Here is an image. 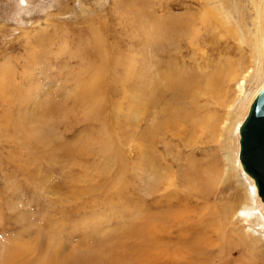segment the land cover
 I'll use <instances>...</instances> for the list:
<instances>
[{
	"label": "rangeland",
	"instance_id": "obj_1",
	"mask_svg": "<svg viewBox=\"0 0 264 264\" xmlns=\"http://www.w3.org/2000/svg\"><path fill=\"white\" fill-rule=\"evenodd\" d=\"M252 1L223 0L243 44L199 23V0H0V245L37 237L66 264L155 251L169 264L183 252L184 264H264L250 241L264 235L260 204L263 219L221 223L242 178L232 127L264 70ZM92 83L103 94L91 101Z\"/></svg>",
	"mask_w": 264,
	"mask_h": 264
},
{
	"label": "bare ground",
	"instance_id": "obj_2",
	"mask_svg": "<svg viewBox=\"0 0 264 264\" xmlns=\"http://www.w3.org/2000/svg\"><path fill=\"white\" fill-rule=\"evenodd\" d=\"M103 1V0H102ZM128 1V0H127ZM138 1V0H137ZM200 1V5H201V8H200V16H199V23L201 22L202 24H208L210 23V27H214V26H218L220 24V27L224 26L225 24L230 26L232 29H234V36L236 34H238L239 36L237 37V40L238 42H241V43H248L247 41V38L242 36V31L240 30V26L239 25H236V22L235 20L233 19V16L231 15L230 13V10L228 11L227 7L223 5V0H199ZM130 2V1H129ZM253 9L255 11V14H256V21H255V34L254 32L253 33H249V36H252L253 37V40L250 41L251 45H252V49L255 50V52H257V56L260 57V58H263L264 59V0H253ZM121 3V2H120ZM126 4V1L125 3ZM128 4V3H127ZM132 5V1L130 3ZM139 4H143L142 2L139 3ZM65 5V4H64ZM129 5V6H131ZM124 6V5H122ZM133 6V5H132ZM224 7H226V10L224 9ZM131 8V7H130ZM136 9V8H135ZM184 23L182 22V24L180 25L178 22H173L171 27L172 28H175L174 31H173V34L172 36H178V35H183L184 33V27L182 26ZM149 27V26H148ZM186 27V26H185ZM196 27V26H195ZM208 27V25H207ZM199 28V27H198ZM186 29H188L186 27ZM194 29V28H193ZM94 31V30H93ZM97 31V30H95ZM149 31V30H148ZM228 31V30H227ZM100 32V31H99ZM102 32V31H101ZM225 32V31H224ZM91 34V32H90ZM97 34V33H96ZM95 34V35H96ZM242 34V35H240ZM251 34V35H250ZM92 35V34H91ZM100 35V34H99ZM97 36V35H96ZM95 36V37H96ZM92 37V36H91ZM89 37V38H91ZM93 39V38H92ZM96 39V38H95ZM97 40V39H96ZM99 40V38H98ZM91 41V40H90ZM102 41V40H101ZM92 42V41H91ZM95 44V43H94ZM99 44V43H98ZM97 45V44H96ZM100 45H102V43L100 42ZM241 45V44H240ZM105 48V47H104ZM96 49V48H95ZM99 51V50H98ZM107 51V50H106ZM103 54V53H102ZM105 55V54H104ZM102 55V56H104ZM124 58V57H123ZM101 59V58H100ZM114 59V57H113ZM106 60V58H105ZM123 60V59H122ZM110 63V62H109ZM105 64V62H104ZM112 65V64H111ZM108 66V65H107ZM116 66V65H115ZM100 67V66H99ZM102 68V67H101ZM100 69V68H99ZM92 70V69H91ZM97 71V70H96ZM126 71V70H125ZM104 71L101 70L100 73H103ZM111 73V71H109ZM114 72V70L112 71ZM108 73V72H107ZM97 73H95L94 75H92L91 78H93ZM1 75V74H0ZM260 75V74H259ZM2 76V75H1ZM97 76V75H96ZM104 77V76H103ZM112 77V76H111ZM100 78V77H99ZM102 78V77H101ZM107 78V77H106ZM110 78V77H109ZM262 81H261V84L259 86V88L255 89L252 93H250V95H248V97H245V99H243L244 101V104H242L243 107L242 108V112H246L245 113V116L248 112V109H249V106L251 105L252 103V100L254 98V96L257 94V92L260 90V88H262L263 84H264V70H263V74H262V77H261ZM97 79H98V76H97ZM105 79V77H104ZM1 80V78H0ZM82 80V79H81ZM96 80V79H95ZM112 80V78H111ZM3 81V80H2ZM82 82V81H81ZM80 82V83H81ZM105 84V83H104ZM107 84V83H106ZM80 85V84H79ZM5 87V86H4ZM100 87L101 85L100 84H94L92 83L90 86H88L85 90V96L86 98H89V100H97L99 94L100 93ZM237 88H238V91L241 92V87L239 85H237ZM103 94V92H102ZM101 94V95H102ZM2 95V94H0ZM2 100V99H1ZM84 100V98H83ZM99 100V99H98ZM85 101H88V100H85ZM94 102V101H93ZM98 101H96L97 103ZM83 103V102H82ZM91 103V102H90ZM232 104V103H231ZM92 108V107H91ZM31 114V113H30ZM105 118V117H104ZM244 121V118H242V120L240 121L239 119H236L233 127H232V130L234 132H236L238 134V137H237V143H238V149H239V128L241 126V124L243 123ZM108 139V138H107ZM114 139V138H113ZM235 154V157L233 159V163H232V166L234 168L235 171H240L241 174H242V178L240 176V181H241V185H240V189L239 191H237V195L236 196V200L228 203V204H225L224 208L222 209V215H221V223L223 222L225 225H227L228 223L230 224L229 226H232V227H235L236 224L239 220L238 216L239 215H242V217H245V219H248V218H262L263 215L260 214L259 210H258V207L259 206L258 204L261 205L258 197H257V193H256V188L254 186V183H253V180H251V178L245 174L243 172V169H242V166L240 164V161H239V153L237 154L236 152H234ZM233 168L231 170H233ZM239 172V173H240ZM191 187L188 185V188ZM187 188V187H186ZM192 188V187H191ZM194 189V188H192ZM184 190V189H183ZM187 190V189H186ZM189 190H191L189 188ZM188 191V190H187ZM192 191V190H191ZM166 192V190L164 191V193ZM183 193H185L184 191H182ZM206 192V191H205ZM169 193V191H168ZM187 195V194H185ZM162 198V197H161ZM164 199V198H163ZM67 200V199H66ZM169 200V199H168ZM180 202V201H179ZM122 203V202H121ZM104 205V204H103ZM102 205V206H103ZM122 205V204H121ZM159 205V204H158ZM101 206V207H102ZM262 209H263V206L261 205ZM103 208V207H102ZM180 208V207H179ZM103 211V210H102ZM264 212V210H263ZM187 213V212H186ZM177 216V215H176ZM262 216V217H261ZM202 217V216H201ZM177 218V217H176ZM264 218V217H263ZM262 218V219H263ZM21 219V218H20ZM174 219V218H173ZM196 219V218H195ZM194 219V220H195ZM197 220V219H196ZM199 220V218H198ZM198 220H197V223H198ZM203 220V219H202ZM93 221V220H91ZM263 221V220H262ZM185 224L186 222L183 221ZM182 222V223H183ZM196 222V221H195ZM177 223V221L175 222ZM219 223V224H221ZM17 224V223H16ZM167 224V223H166ZM185 224H182V225H185ZM18 225H21L20 223H18ZM24 225V224H23ZM163 225V224H162ZM179 225H181V223H179ZM187 225V224H186ZM200 225V224H199ZM197 225L198 227H201ZM238 225V224H237ZM22 226V225H21ZM160 226V225H159ZM168 226V225H167ZM191 226V225H190ZM217 226V225H216ZM223 226V225H222ZM91 227V226H89ZM171 227V226H170ZM181 227V226H180ZM218 227V226H217ZM264 227V226H263ZM94 228V227H92ZM172 228V227H171ZM152 229V228H151ZM208 229V228H207ZM224 229V228H223ZM26 230V229H25ZM92 230V229H90ZM96 230V229H94ZM153 230V229H152ZM160 229H158L157 231L159 232ZM169 230V229H168ZM186 230V229H185ZM203 230V229H202ZM214 231L215 228L213 229ZM211 230V231H213ZM87 231V230H86ZM93 231V230H92ZM97 231V230H96ZM154 231V230H153ZM195 231V230H194ZM207 231V230H205ZM210 231V229H209ZM208 231V232H209ZM218 231V230H217ZM216 231V232H217ZM94 232V231H93ZM146 232V231H145ZM201 232V231H200ZM214 232V233H216ZM91 233V231H90ZM152 234V232H150ZM155 233V232H154ZM167 233V232H166ZM196 233V232H195ZM199 233V232H198ZM211 233V232H210ZM218 233V232H217ZM216 233V234H217ZM262 233H264V228H263V231ZM87 234V233H86ZM134 234V233H133ZM168 234V233H167ZM182 234V232L180 233ZM197 234V233H196ZM202 234V233H201ZM206 234V232H205ZM258 234V233H257ZM13 235V234H12ZM147 235H149L147 233ZM158 235V234H156ZM160 235V234H159ZM200 235V234H198ZM204 235V234H203ZM215 235V234H214ZM9 236V235H8ZM16 236V235H14ZM176 236V235H175ZM180 236V235H178ZM193 236V235H191ZM196 236V235H194ZM219 236H221V234L219 233ZM10 237V236H9ZM135 237V235H134ZM201 237V236H199ZM208 237V236H207ZM216 237V236H215ZM6 238V237H5ZM37 237L35 238H32V241H30V237H25V238H20V237H16V238H12L10 241H7V242H10L8 243L7 245L6 244H1L0 245V264H66L65 263V259L64 261L61 260L62 259V252L61 253V259L58 260V251H57V248L53 247V249L47 251L45 250V247L44 245L45 244H42L41 242L38 243L39 241H36ZM84 238V235L83 237ZM150 238H153L152 236H150ZM211 238V237H210ZM242 238H245V236L241 235V239ZM9 239V238H8ZM136 239V238H135ZM138 239V238H137ZM155 239V238H154ZM157 239V238H156ZM155 239V240H156ZM176 239V238H175ZM196 240V238H193ZM192 239V240H193ZM35 240V241H34ZM38 240V239H37ZM48 240V239H47ZM139 240V239H138ZM141 240V238H140ZM177 240V239H176ZM201 240V239H200ZM199 240V241H200ZM208 240V239H207ZM206 240V241H207ZM213 240V239H211ZM221 240V239H220ZM1 241V240H0ZM3 241V240H2ZM188 241V240H187ZM202 241V240H201ZM205 241V240H204ZM215 241V240H214ZM217 241V239H216ZM223 241V239L221 240ZM229 241H232V240H229ZM251 242H255V243H260L261 244H264V235L263 237H260V235H256L255 238H251L250 240ZM53 242V240H52ZM52 242H50L49 244L52 245ZM56 242V241H55ZM58 242V241H57ZM139 242V241H138ZM186 242V240L184 241ZM191 242V240H190ZM213 242V241H212ZM228 242V241H227ZM242 241H240L241 243ZM5 243V242H4ZM194 243V242H193ZM196 244L194 245L195 248H199V246H201L199 243L195 242ZM188 244V243H187ZM211 244V243H210ZM216 244V243H215ZM57 245V243L55 244ZM63 245V244H61ZM61 245H58V248L59 246L61 247ZM72 245V244H71ZM74 245V244H73ZM192 245V244H190ZM207 244H205L206 246ZM240 245V244H239ZM244 245V244H242ZM64 248H65V245H63ZM77 246L76 244L74 245V247ZM193 246V247H194ZM204 246V243H202V247ZM208 246V245H207ZM210 246V245H209ZM241 246V245H240ZM48 247H51V246H48ZM187 247V246H186ZM201 247V248H202ZM62 248V247H61ZM135 248V247H134ZM182 248V247H181ZM60 249V248H59ZM58 249V250H59ZM76 249V248H75ZM133 249V248H132ZM163 249V248H161ZM62 250V249H61ZM72 250V249H71ZM74 250V249H73ZM80 250V249H79ZM91 250V249H90ZM153 250V249H152ZM182 250V249H181ZM190 253V250L187 249ZM186 250V252H187ZM198 250V249H197ZM204 250V249H203ZM81 251V250H80ZM93 251V250H92ZM96 251V250H95ZM163 251V250H162ZM202 251V249H201ZM205 251V250H204ZM86 252H89V251H86ZM152 252V251H150ZM183 252V251H182ZM211 252V251H210ZM59 253V254H60ZM66 253V252H65ZM91 253V252H90ZM179 253V252H177ZM184 253V252H183ZM183 253H181L182 255V259H180V256L178 257L180 260H177V257L176 258H173L172 261L175 263V264H184V261H181V260H184L183 258ZM194 253V251H193ZM64 254V253H63ZM69 254V252H67V255ZM74 254V257L71 256V258H76V259H83L85 260L86 262L85 263H80V264H97V262H94V257H90L88 258L87 255H90V254H81L80 252L78 254H81V255H76V253H73ZM92 254V253H91ZM164 254V253H163ZM176 254V253H175ZM185 254V253H184ZM137 255V253L135 254ZM143 255V254H142ZM174 255V254H172ZM86 256V257H84ZM165 256V255H164ZM193 256V255H192ZM210 256V255H209ZM212 256V255H211ZM66 257V256H65ZM127 257V256H126ZM134 257V256H133ZM142 257V256H140ZM150 257V256H149ZM153 258L149 259L146 255H145V258L142 257L139 264H169L167 262H165V260H157L155 261L157 258H158V252H154L153 253ZM168 257L170 258V255H168ZM168 257L166 258L168 260ZM207 257V256H206ZM259 256H257L258 258ZM137 258V257H136ZM68 259V258H67ZM66 259V260H67ZM164 259V258H163ZM195 259V258H193ZM199 258H197V260H190L189 263L193 264L192 262H196L198 263V261H200V259L198 260ZM69 260V259H68ZM133 260V259H132ZM138 260V259H137ZM185 260H187L185 258ZM70 261V260H69ZM77 261V260H76ZM171 261V262H172ZM205 261V260H204ZM188 263V261H187ZM103 264V263H102Z\"/></svg>",
	"mask_w": 264,
	"mask_h": 264
},
{
	"label": "water",
	"instance_id": "obj_3",
	"mask_svg": "<svg viewBox=\"0 0 264 264\" xmlns=\"http://www.w3.org/2000/svg\"><path fill=\"white\" fill-rule=\"evenodd\" d=\"M239 161L253 180L264 210V84L254 96L239 130Z\"/></svg>",
	"mask_w": 264,
	"mask_h": 264
}]
</instances>
